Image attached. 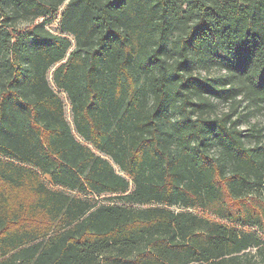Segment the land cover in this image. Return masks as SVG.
I'll use <instances>...</instances> for the list:
<instances>
[{"label":"trees","instance_id":"trees-1","mask_svg":"<svg viewBox=\"0 0 264 264\" xmlns=\"http://www.w3.org/2000/svg\"><path fill=\"white\" fill-rule=\"evenodd\" d=\"M243 102L264 112V0H0V264H263Z\"/></svg>","mask_w":264,"mask_h":264},{"label":"rangeland","instance_id":"rangeland-1","mask_svg":"<svg viewBox=\"0 0 264 264\" xmlns=\"http://www.w3.org/2000/svg\"><path fill=\"white\" fill-rule=\"evenodd\" d=\"M59 20L56 19V20H53L51 23L48 24V26L52 29V30H57L58 27H59ZM54 68H52L50 71H49V74L52 73ZM196 73L197 74H201L202 76H207V77H210V78H215V77H219L223 74H225V71L223 70H219L217 68H212L210 70H204L202 68H197L196 69ZM50 76V75H49ZM63 97L65 98V95L63 94ZM215 103L217 104V108H216V111H217V114L218 115H221L222 113H225V112H229L230 111V104L229 103H224V102H221V101H218L216 100ZM66 112H67V117L68 119L71 121L72 117H71V113H70V105L69 103L66 101ZM246 108V102H243L242 105L239 106L238 108V114H241V116H239V119H241L242 121V125L241 127L242 128H247L249 127L250 123H258V125H263L264 124V112H257V113H252L250 110L251 108ZM246 114H249L248 117L245 116ZM44 180L45 182L50 185V186H53L52 185V181H51V178L47 175L44 176ZM69 193H71L72 195H77V196H80V197H83V198H86V199H89L93 202H97V203H103V204H108V203H111V202H114L115 200L112 199L113 195H109V194H106V195H102V196H95L94 194L92 193H82V192H78V191H70V190H67ZM195 211V210H193ZM195 212H200V211H195ZM264 264V263H263Z\"/></svg>","mask_w":264,"mask_h":264}]
</instances>
